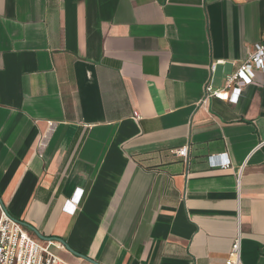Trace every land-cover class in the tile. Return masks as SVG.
Instances as JSON below:
<instances>
[{"label": "crops", "instance_id": "obj_1", "mask_svg": "<svg viewBox=\"0 0 264 264\" xmlns=\"http://www.w3.org/2000/svg\"><path fill=\"white\" fill-rule=\"evenodd\" d=\"M263 39L264 0H0L8 212L101 264H224L239 216L264 264V74L203 101Z\"/></svg>", "mask_w": 264, "mask_h": 264}, {"label": "built area", "instance_id": "obj_2", "mask_svg": "<svg viewBox=\"0 0 264 264\" xmlns=\"http://www.w3.org/2000/svg\"><path fill=\"white\" fill-rule=\"evenodd\" d=\"M217 63H224V61L214 62L213 71ZM233 64L235 69L226 77L225 86L214 88L209 82L205 87L203 101L209 97L233 104L239 101L244 88L254 82L256 72L264 74V39L260 44L248 48V55L243 62ZM134 116L138 119V112H134ZM175 154L187 158L188 146L178 148ZM230 165L231 162L227 157L218 164L221 168H227ZM240 177L241 170L238 174V186H240ZM76 206L77 204H73V208L70 209L72 213L75 212ZM242 243V226L238 216L236 235L224 264H243ZM54 245V241H44L32 234L20 220L8 212L0 198V264H70L51 251ZM81 260L83 261L81 264H92Z\"/></svg>", "mask_w": 264, "mask_h": 264}, {"label": "water", "instance_id": "obj_3", "mask_svg": "<svg viewBox=\"0 0 264 264\" xmlns=\"http://www.w3.org/2000/svg\"><path fill=\"white\" fill-rule=\"evenodd\" d=\"M0 198H1V196H0ZM1 200H2V198H1ZM2 202H3V200H2ZM3 204H4V202H3ZM22 223L28 229H30L31 231H33L39 239L44 240V241H56V242H59L62 246L65 247L66 250H68L74 256H76V257H78L80 259H83V260H85L87 262H90L92 264H101L100 262H98V261H96V260H94V259H92V258H90V257H88V256H86V255H84L82 253H80V252L75 251L62 238L45 236L41 232H39V230L37 228H35L34 226H32L31 224H28L26 222H22Z\"/></svg>", "mask_w": 264, "mask_h": 264}, {"label": "rangeland", "instance_id": "obj_4", "mask_svg": "<svg viewBox=\"0 0 264 264\" xmlns=\"http://www.w3.org/2000/svg\"><path fill=\"white\" fill-rule=\"evenodd\" d=\"M51 251L53 253H55L57 256H59L60 258H62L64 261H66V262H68L70 264H75L73 258H71L70 256H67L64 253H60L55 248H52V247H51Z\"/></svg>", "mask_w": 264, "mask_h": 264}]
</instances>
